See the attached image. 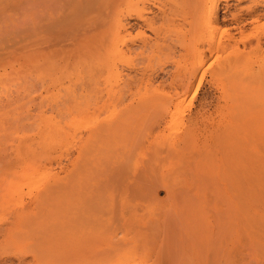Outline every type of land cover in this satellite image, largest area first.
Instances as JSON below:
<instances>
[{
    "label": "rangeland",
    "instance_id": "1",
    "mask_svg": "<svg viewBox=\"0 0 264 264\" xmlns=\"http://www.w3.org/2000/svg\"><path fill=\"white\" fill-rule=\"evenodd\" d=\"M208 1L0 0V264H264V0Z\"/></svg>",
    "mask_w": 264,
    "mask_h": 264
},
{
    "label": "bare ground",
    "instance_id": "2",
    "mask_svg": "<svg viewBox=\"0 0 264 264\" xmlns=\"http://www.w3.org/2000/svg\"><path fill=\"white\" fill-rule=\"evenodd\" d=\"M199 16L201 17V18H209V19H211L212 20V22H214L215 24H218V23H220V12H219V8L215 5V0H210V1H208L207 2V6H205V7H203V8H201L200 9V14H199ZM212 29L214 28V27H211ZM212 29H211V32H212ZM204 31H206V32H208L207 34H206V32H204ZM210 31L208 30H203L202 32H201V34L203 35V36H206V35H210V33H209ZM204 33L206 34V35H204ZM194 34H196V32L194 33ZM211 35H212V33H211ZM205 59V58H204ZM204 70V69H203ZM110 71H112L111 70V67H109V72ZM198 81V80H197ZM191 101V100H190ZM162 111V110H161ZM166 111V110H165ZM182 113V112H181ZM173 122H174V120H173ZM123 232V231H122ZM124 233H125V231H124ZM127 236V235H126ZM123 237V236H122ZM125 237V236H124ZM129 237H131L130 236V234H129ZM121 241V240H120ZM165 243V242H164ZM161 246V245H160ZM157 247V246H156ZM158 248L160 249L161 247H159V245H158ZM157 248V249H158ZM122 249H124V247L121 245L120 247H118V248H115V250H113L112 252H111V256L112 257H114L115 255H117V254H119L120 253V251L122 250ZM156 249V248H155ZM136 252V251H135ZM110 255H108V256H110ZM106 258H104V260H105ZM141 263H143V264H145L144 262H141Z\"/></svg>",
    "mask_w": 264,
    "mask_h": 264
}]
</instances>
